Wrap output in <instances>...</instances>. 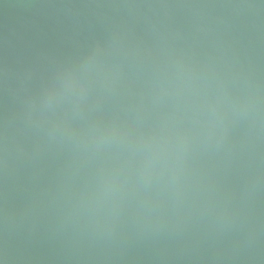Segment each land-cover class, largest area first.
<instances>
[{
    "label": "water",
    "instance_id": "obj_1",
    "mask_svg": "<svg viewBox=\"0 0 264 264\" xmlns=\"http://www.w3.org/2000/svg\"><path fill=\"white\" fill-rule=\"evenodd\" d=\"M0 264H264V0H0Z\"/></svg>",
    "mask_w": 264,
    "mask_h": 264
}]
</instances>
